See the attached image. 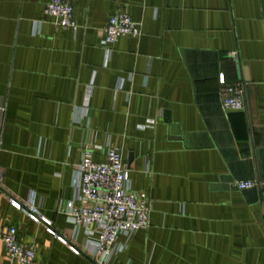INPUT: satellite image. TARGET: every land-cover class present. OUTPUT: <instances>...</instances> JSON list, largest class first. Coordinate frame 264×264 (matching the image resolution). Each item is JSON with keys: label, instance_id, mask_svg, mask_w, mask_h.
<instances>
[{"label": "crops", "instance_id": "crops-1", "mask_svg": "<svg viewBox=\"0 0 264 264\" xmlns=\"http://www.w3.org/2000/svg\"><path fill=\"white\" fill-rule=\"evenodd\" d=\"M47 1L0 0V227L42 264H97L65 205L83 153L114 147L151 210L107 264H264V187L235 186L264 180V0H69L76 31ZM118 11L141 35L105 60ZM221 74L246 83V109L222 107ZM30 191L50 224L10 204Z\"/></svg>", "mask_w": 264, "mask_h": 264}, {"label": "built area", "instance_id": "built-area-1", "mask_svg": "<svg viewBox=\"0 0 264 264\" xmlns=\"http://www.w3.org/2000/svg\"><path fill=\"white\" fill-rule=\"evenodd\" d=\"M43 11L53 17L57 26L71 31L77 30L73 5L69 0H48ZM140 35V23L133 20L127 12L118 11L110 15L101 41L104 45L105 60L111 51L108 45L119 36ZM219 80L222 84V107L225 110L246 109V83H227L224 74L220 75ZM3 110L4 107H0V121ZM235 186L239 189L264 187V180L240 179L235 181ZM74 189L75 195L66 201L65 213L73 225L82 229L86 252L97 264H107L114 254L125 248V245L118 242L120 235L129 237L135 231L149 226V195L145 191L131 188L128 165L117 148L107 147L102 161L94 160L91 153L85 151L76 165ZM9 202L24 211L30 219L50 224V220L42 214L35 202L34 191H30L23 201L11 197ZM48 231L54 234L52 229L48 228ZM57 237L67 244L65 238ZM0 243L4 246L9 264H42L35 257L33 246L17 240L14 226L0 227ZM68 246L74 253H80L77 247Z\"/></svg>", "mask_w": 264, "mask_h": 264}]
</instances>
